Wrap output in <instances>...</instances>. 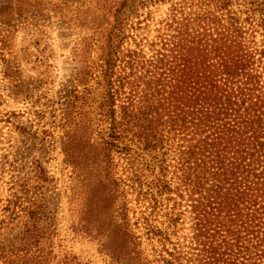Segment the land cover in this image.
<instances>
[{
	"label": "trees",
	"instance_id": "obj_1",
	"mask_svg": "<svg viewBox=\"0 0 264 264\" xmlns=\"http://www.w3.org/2000/svg\"><path fill=\"white\" fill-rule=\"evenodd\" d=\"M134 1L110 0L97 57L78 69L102 87L128 264H264V0H140L172 1L157 22L152 10L133 22ZM8 122L0 111V150Z\"/></svg>",
	"mask_w": 264,
	"mask_h": 264
},
{
	"label": "rangeland",
	"instance_id": "obj_2",
	"mask_svg": "<svg viewBox=\"0 0 264 264\" xmlns=\"http://www.w3.org/2000/svg\"><path fill=\"white\" fill-rule=\"evenodd\" d=\"M76 1L0 0V111L9 116L0 156L13 161L0 167V264H128L121 196L97 132L102 87L78 70L97 57L95 32L111 3ZM171 3L135 0L128 12L136 22L152 10L157 22Z\"/></svg>",
	"mask_w": 264,
	"mask_h": 264
}]
</instances>
